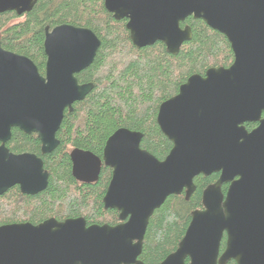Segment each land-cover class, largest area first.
Wrapping results in <instances>:
<instances>
[{"label": "water", "instance_id": "obj_1", "mask_svg": "<svg viewBox=\"0 0 264 264\" xmlns=\"http://www.w3.org/2000/svg\"><path fill=\"white\" fill-rule=\"evenodd\" d=\"M37 0H0V13L29 11ZM125 27L135 47L156 41L175 54L190 39L187 16L222 33L233 59L192 73L162 101L156 122L171 141L159 159L140 146L142 133L115 129L101 157L90 150L69 151L72 176L98 178L102 163L111 177L104 208L118 211L116 224H87L84 217L46 218L0 224V264H144L138 258L150 215L170 194L188 199L194 176L218 172L202 191V208L190 220L176 248L158 264H264V0H103ZM100 39L89 27L61 23L44 28V73L29 57L0 42V194L13 185L35 194L48 172L34 152H13L11 128L35 133L42 154L56 137L65 109L92 89L76 73L93 60ZM247 121H258L248 131ZM228 183L225 193L221 185ZM226 234L224 250L220 241ZM186 258L188 259L186 261Z\"/></svg>", "mask_w": 264, "mask_h": 264}, {"label": "trees", "instance_id": "obj_2", "mask_svg": "<svg viewBox=\"0 0 264 264\" xmlns=\"http://www.w3.org/2000/svg\"><path fill=\"white\" fill-rule=\"evenodd\" d=\"M61 23L89 27L100 39L92 62L76 73L78 82H92L93 87L83 99L73 102L72 110L65 109L56 131L59 143L52 151L40 153L35 133L11 128L7 147L13 152L41 156L48 180L46 187L35 194L22 193L17 186L0 194V224L76 216L84 217L87 224L118 223V211L104 208L102 202L111 169L102 164L95 181L75 180L68 153L71 147L101 156L107 137L115 129L127 127L142 133V148L164 158L172 144L156 122L159 104L174 95L192 73L203 74L211 66H228L233 59L226 37L192 15L180 22V26H190L191 37L177 53L167 52L160 41L135 47L126 20L115 19L103 0H37L23 14L1 12V46L29 57L43 74L44 28ZM217 177L218 173L194 176L195 189L188 199L183 192L170 194L154 209L139 255L144 264H158L176 248L190 212L202 208L203 188ZM221 189L225 193L226 184Z\"/></svg>", "mask_w": 264, "mask_h": 264}, {"label": "flooded vegetation", "instance_id": "obj_3", "mask_svg": "<svg viewBox=\"0 0 264 264\" xmlns=\"http://www.w3.org/2000/svg\"><path fill=\"white\" fill-rule=\"evenodd\" d=\"M125 20H127L126 18H124ZM264 117V110H262L261 111V113H260V118H263ZM244 125H245V127H246V129L248 130V131H250V130H252L253 128H255L257 125H258V121H247V122H245L244 123ZM13 128V127H12ZM17 128V127H16ZM7 146V145H6ZM73 147H76V146H72L71 147V149L73 148ZM70 149V150H71ZM69 150V151H70ZM41 153V152H40ZM69 153V152H68ZM102 155V154H101ZM99 156V155H98ZM41 157V156H40ZM101 157V156H100ZM70 158V157H69ZM71 161V160H70ZM103 164V163H102ZM104 165V164H103ZM44 166V165H43ZM109 167V166H108ZM110 169H111V167H109ZM111 172H112V169H111ZM213 173H218V172H213ZM218 175H219V173H218ZM111 177V176H110ZM218 178V177H217ZM75 179V178H74ZM76 180V179H75ZM110 180V179H109ZM77 181H79V180H77ZM95 181V180H94ZM79 182H82V181H79ZM91 182H93V181H91ZM109 182V181H108ZM86 183V182H85ZM212 183V182H211ZM210 184V183H209ZM226 184V189H227V186H228V183H223L222 185H225ZM108 185V184H107ZM222 185H221V187H222ZM13 186H17V185H13ZM207 186V185H206ZM205 186V187H206ZM18 187V186H17ZM204 187V188H205ZM107 188V187H106ZM203 188V189H204ZM19 189V188H18ZM222 190V189H221ZM20 191V190H19ZM203 191V190H202ZM226 191V190H225ZM183 193H184V190L182 191ZM223 192V191H222ZM224 193V192H223ZM180 194V193H179ZM202 196V195H201ZM77 217V216H76ZM56 219V218H55ZM65 219V218H64ZM58 220V219H57ZM63 220V219H62ZM118 222H120V220H119V218H118ZM225 240H226V234L225 233H223V236H222V239H221V241H220V247H219V253H221L223 250H224V247H225ZM140 255V254H139ZM138 258H139V256H138ZM140 259V258H139ZM187 259V258H186ZM187 261V260H186ZM227 264H236V262L233 260V259H229L227 262H226Z\"/></svg>", "mask_w": 264, "mask_h": 264}, {"label": "bare ground", "instance_id": "obj_4", "mask_svg": "<svg viewBox=\"0 0 264 264\" xmlns=\"http://www.w3.org/2000/svg\"><path fill=\"white\" fill-rule=\"evenodd\" d=\"M167 99V98H166ZM48 215V214H47Z\"/></svg>", "mask_w": 264, "mask_h": 264}]
</instances>
